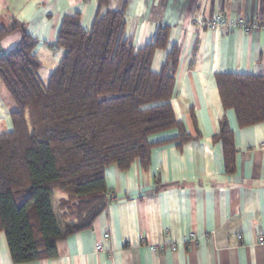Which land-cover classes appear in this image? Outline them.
Wrapping results in <instances>:
<instances>
[{
	"label": "crops",
	"instance_id": "obj_1",
	"mask_svg": "<svg viewBox=\"0 0 264 264\" xmlns=\"http://www.w3.org/2000/svg\"><path fill=\"white\" fill-rule=\"evenodd\" d=\"M106 9H124L123 36L136 48L169 28L152 68L160 71L178 46L171 104L194 138L180 143L178 128L162 131L149 137L147 165L136 159L127 170L107 166L111 202L90 228L60 240L54 258L16 263L0 231V264H264V121L240 125L217 82L224 73L264 76V0H109L102 8L98 0H0V29L21 26L0 39V51L14 49L26 30L38 42V74L46 86L59 64L51 45L65 17L79 14L83 29L91 30ZM220 13L256 19L260 27L196 24ZM17 108L0 77V134L13 129ZM223 117L232 130L230 168L223 142L214 139Z\"/></svg>",
	"mask_w": 264,
	"mask_h": 264
},
{
	"label": "trees",
	"instance_id": "obj_2",
	"mask_svg": "<svg viewBox=\"0 0 264 264\" xmlns=\"http://www.w3.org/2000/svg\"><path fill=\"white\" fill-rule=\"evenodd\" d=\"M108 1L98 0L100 8ZM124 17V9L99 10L91 30L79 14L65 17L51 45L59 64L46 86L38 42L26 30L14 49L0 51V77L18 106L13 129L0 134V231L16 263L54 258L60 240L90 228L112 200L106 167L127 170L136 159L147 165L151 135L178 128L180 143L194 138L171 104L178 46L160 71L152 68L169 28L136 48L123 36ZM19 27L0 29V39ZM217 82L240 125L264 121V76L224 73ZM214 139L223 142L230 168L234 147L225 117Z\"/></svg>",
	"mask_w": 264,
	"mask_h": 264
},
{
	"label": "built area",
	"instance_id": "obj_3",
	"mask_svg": "<svg viewBox=\"0 0 264 264\" xmlns=\"http://www.w3.org/2000/svg\"><path fill=\"white\" fill-rule=\"evenodd\" d=\"M196 24L204 26V27H208L210 29L225 28L227 30H233V29L240 28L246 32L256 30L260 27L256 19L247 21L243 18H229L225 13H220L219 15L215 16L214 18L208 21L197 20ZM104 237L106 238L109 237V233L106 232L104 234ZM259 242L261 243L264 242V236H259ZM97 247L101 249L102 244L99 243ZM172 247L175 248V246H172ZM152 249L157 250L158 248L153 246Z\"/></svg>",
	"mask_w": 264,
	"mask_h": 264
},
{
	"label": "rangeland",
	"instance_id": "obj_4",
	"mask_svg": "<svg viewBox=\"0 0 264 264\" xmlns=\"http://www.w3.org/2000/svg\"><path fill=\"white\" fill-rule=\"evenodd\" d=\"M108 96H109V95L104 94V95L101 96V98H106V97H108ZM58 194H59V193H58ZM56 203H57V202H56ZM57 206H58V205H57ZM56 209H57V211L61 212L60 209H59L58 207H57Z\"/></svg>",
	"mask_w": 264,
	"mask_h": 264
}]
</instances>
